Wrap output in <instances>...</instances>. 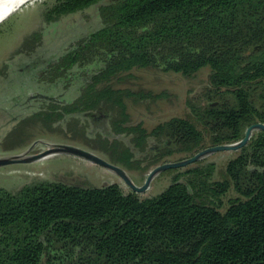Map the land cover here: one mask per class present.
<instances>
[{"label": "trees", "instance_id": "trees-1", "mask_svg": "<svg viewBox=\"0 0 264 264\" xmlns=\"http://www.w3.org/2000/svg\"><path fill=\"white\" fill-rule=\"evenodd\" d=\"M93 5L101 26L43 72L48 83L72 77L82 90L64 114L109 103L116 133L145 149L147 130L122 123L129 118L124 98L147 95L109 82L135 68L187 77L209 68L199 102H189L203 129L183 117L159 124L151 135L172 141L162 157L194 155L206 139L234 143L264 123V0H56L45 18ZM124 153L130 158L131 148ZM213 171V164L193 168L185 181L178 175L144 199L115 184L0 187V264H264V131L229 161L223 181L210 182ZM231 189L238 197L225 210L208 199L220 201Z\"/></svg>", "mask_w": 264, "mask_h": 264}, {"label": "rangeland", "instance_id": "rangeland-1", "mask_svg": "<svg viewBox=\"0 0 264 264\" xmlns=\"http://www.w3.org/2000/svg\"><path fill=\"white\" fill-rule=\"evenodd\" d=\"M55 3L56 0L23 1L0 22V157L23 153L29 148L31 153H41L50 145H71L92 151L128 172L129 168L110 157V152L100 147L101 142H113L115 138L109 136V120L103 119L99 114L98 120L93 123L88 122L85 117L77 116L74 119L80 122L78 124L75 120L67 121L68 123L59 120L55 114L49 119L45 114L35 116L27 113L10 128L4 125L7 118L23 112L22 108L29 111V102L36 92H40L44 99L48 98L47 102H39L38 106H42L39 109L44 113L51 111L55 96L48 95L47 85L39 83L38 77L68 47L101 26L99 5L67 14L56 21H46L45 12ZM209 74V68H204L192 77L154 68H135L113 78L109 84L114 88L147 95L142 101L126 99L130 124H142L147 131H151L173 117H183L193 120L203 129L193 115L189 102H199L198 96L209 83ZM16 106L21 107L19 111ZM80 129L84 134L80 133ZM210 146L213 145L206 139L204 148ZM240 151L241 149L218 151L187 166L162 171L153 179L149 188L137 192V195L140 198L155 196L165 190L174 177L182 175L181 181H185L188 178L185 175L187 171L209 164L214 165L210 182L223 181L227 164ZM192 155L177 154L171 161H179ZM164 162L165 160L160 163ZM155 167L156 165L148 167L140 180L138 173L133 175V179L139 181L138 185L143 184ZM44 181H63L86 187L117 183L124 193L129 192V188L119 181L115 172L71 154L52 153L32 162L0 166V187L12 192L19 191L27 184ZM236 197L238 194L231 189L220 201L211 195L208 199L215 205L222 202L221 209L225 210Z\"/></svg>", "mask_w": 264, "mask_h": 264}, {"label": "flooded vegetation", "instance_id": "flooded-vegetation-1", "mask_svg": "<svg viewBox=\"0 0 264 264\" xmlns=\"http://www.w3.org/2000/svg\"><path fill=\"white\" fill-rule=\"evenodd\" d=\"M44 75L45 74H43V73L40 74V76L38 77L37 80H38L39 83L44 82V84L43 83L42 84L45 85V86L47 85V87H48L47 93H48L49 96L50 95L51 96H55V100L56 101L55 100L53 101V104L51 105L50 109L52 111L53 110L52 107L53 106L56 107L55 115H56V117L57 116L59 117V118L57 117L59 120L62 119L64 121H66V122L67 121L69 122L70 120L77 121L74 118L77 117V116H82V117L87 118L88 122L93 123L94 120H98V114H99V116L101 115L103 117V119H108L109 120V126H110L109 136L114 137L115 140L113 142H108V141L101 142L100 147L102 149L110 152V154H109L110 157L114 158L117 162H121L123 165H125L127 168H129L128 172L125 169H123L122 167H120V166H118V165H116V164H114L112 162H109L108 160H106L104 158L103 159L106 160L109 163H112V164L122 168L126 172V174H127L128 178L130 179V181L134 184V186L142 187L143 185H145L147 180H148V177H149V175H150V173L152 172L153 169L151 170V172L147 176L145 182L143 184H140V185H138L139 181H135L133 179V175H137V173H138L139 174V180H140L142 176L143 177L145 176V173H146L145 170L148 169V167H151V166H154V165H156V167H157V166L165 164V163L175 162V161H171V160L173 159L174 156H176L179 153H177V154L174 153L172 155H166V156L162 157V155L166 151L167 145H172V141L169 138H164L162 140H159L156 136L151 135L152 131L158 125L156 127H154L151 131H147L149 136L147 137V140H146V143H145V149L140 148V147H136V145L133 143L134 142V136L133 135L130 136L126 132L123 133V134L116 133L115 128H113V125H112L113 117H112L111 112L108 109V107H106V106H108L107 104H109V103H107L105 105V107H99V108H97L95 110L84 111V112H81L80 114H78L77 112L73 113V114L72 113L71 114H64V108L66 106H71L81 96L82 90L77 88L76 87L77 85L75 86L73 84L72 77H69V80H68L67 84H65V83L57 84V83H51V82L48 83L46 80H43L42 78H43ZM70 96L72 97V99H67V97H70ZM127 98H132V97H125L124 98L125 104H126V99ZM57 99H58V101H57ZM63 99H65V100H63ZM132 99L135 100V98H132ZM47 100H48V98L44 99L40 95V92H36L35 95L32 97V100L29 102V105H28L29 106V111L26 112V108H22L23 112H20L19 114L15 115V117L7 118V120L5 121L4 125L6 127L10 128L15 122H17L20 118L25 116V114H27V113L34 114L35 116H41L42 114H45V116L50 119L52 117V115L50 117L47 116V115H48V113H51V111H49L48 113H44V112L41 111V109H39L42 106H38L40 101L47 102ZM142 100H145V99H141V101ZM136 101H138V100H136ZM126 107H127V105H126ZM20 108L16 106V110L17 111H19ZM126 112L128 114V111H126ZM128 116H129V114H128ZM77 123L79 124L80 122L77 121ZM138 125L142 126V124H137V125L130 124L129 123V118H128L127 122L122 123L123 127L138 126ZM142 128H144V127L142 126ZM80 133L84 134V132L81 129H80ZM135 136H136V134H135ZM89 138H91V137H89ZM93 140H95V139H93ZM116 140H118L120 142L117 147L114 146V143H115ZM129 147L131 148V156H130V158L127 159V156L125 155L124 152H125V149L129 148ZM25 152H28L29 155L37 154V153H31V148L27 149ZM25 152H23V153H25ZM90 152H92V151H90ZM92 153H94V152H92ZM19 154H22V153H19ZM159 157H161V158H159ZM81 158H83V157H81ZM157 158H159V160L157 162H154V160L157 159ZM164 160H165L164 163H160V162H162ZM91 162H93V161H91ZM94 163H96V162H94ZM99 165H101V164H99ZM101 166H103V165H101ZM171 169H175V168H171ZM116 175L119 177V181L121 183H123L124 185H126L127 188H129V192L128 193H124L122 191L124 194H126V195L134 194V195L138 196L137 192H143V191H137L127 181V179L124 178L122 175H120L118 173H116ZM153 179H152V181H153ZM152 181H151V183H152ZM53 182L62 183V184H65V185H70V186H78V187L86 188V186H81V185H77V184H73V183H65L63 181H53ZM151 183H150V185H151ZM112 184L118 185L117 183H112ZM107 185H110V184H107ZM146 198H148V197H146ZM141 199H144V198H141Z\"/></svg>", "mask_w": 264, "mask_h": 264}, {"label": "water", "instance_id": "water-1", "mask_svg": "<svg viewBox=\"0 0 264 264\" xmlns=\"http://www.w3.org/2000/svg\"><path fill=\"white\" fill-rule=\"evenodd\" d=\"M259 130L264 131V123L257 122V123L251 124L247 128L244 138H242L240 141H237L234 143L210 146V147H207V148L197 152L193 156L188 157L186 159L159 165L155 169L152 170V172L150 173V175L148 177L146 184L143 185L142 187L134 186V184L130 181L126 172L122 168H120V167H118L112 163L107 162L106 160H104L100 156L96 155L95 153H92V152L84 150L80 147L71 146V145H60V144L59 145H57V144L56 145H50L46 151L41 152V153H37V154H32V155H29L28 152H25L22 154L3 156V157H0V166L13 164V163L32 162L35 160H39V159H41V158H43L49 154H52V153H58L59 152V153L71 154V155L83 157L89 161H93V162H96L98 164H101V165L107 167L108 169L122 175L124 178L127 179V181L137 191H145L150 186L152 179L157 174H159L160 172L171 169V168H180V167L187 166L189 164L197 162L198 160L202 159L203 157H205L209 154H212V153H215L218 151L241 149L242 147H244L245 145H247L249 143L254 132L259 131Z\"/></svg>", "mask_w": 264, "mask_h": 264}, {"label": "bare ground", "instance_id": "bare-ground-1", "mask_svg": "<svg viewBox=\"0 0 264 264\" xmlns=\"http://www.w3.org/2000/svg\"><path fill=\"white\" fill-rule=\"evenodd\" d=\"M23 1L26 0H0V22Z\"/></svg>", "mask_w": 264, "mask_h": 264}]
</instances>
